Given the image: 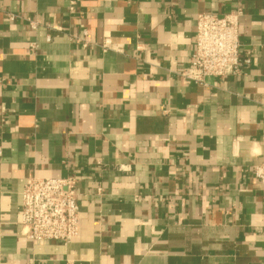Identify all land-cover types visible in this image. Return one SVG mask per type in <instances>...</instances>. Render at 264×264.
<instances>
[{"label":"crops","instance_id":"obj_1","mask_svg":"<svg viewBox=\"0 0 264 264\" xmlns=\"http://www.w3.org/2000/svg\"><path fill=\"white\" fill-rule=\"evenodd\" d=\"M71 1L0 0V264H264V0ZM238 9L251 63L182 78L198 14ZM67 177L79 235L27 238L26 181Z\"/></svg>","mask_w":264,"mask_h":264},{"label":"built area","instance_id":"obj_2","mask_svg":"<svg viewBox=\"0 0 264 264\" xmlns=\"http://www.w3.org/2000/svg\"><path fill=\"white\" fill-rule=\"evenodd\" d=\"M79 0H72L75 12ZM240 9L218 16L201 13L197 16V32L193 61L180 71V76L200 86H208L207 78L239 75L251 63V52L241 54ZM32 29L37 20L27 18ZM82 46L93 44L86 37L74 36ZM51 39L50 36L47 38ZM103 49L123 51L121 44L105 39ZM1 155V148H0ZM254 173L264 190V154ZM76 180L67 178H30L22 191V234L35 242L71 243L80 233L79 201Z\"/></svg>","mask_w":264,"mask_h":264}]
</instances>
